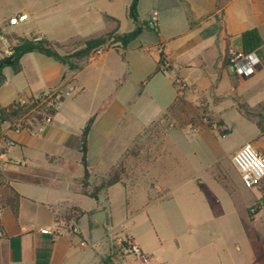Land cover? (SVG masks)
Returning a JSON list of instances; mask_svg holds the SVG:
<instances>
[{
	"label": "crops",
	"instance_id": "obj_1",
	"mask_svg": "<svg viewBox=\"0 0 264 264\" xmlns=\"http://www.w3.org/2000/svg\"><path fill=\"white\" fill-rule=\"evenodd\" d=\"M135 1L0 0V29L17 38L40 37L60 45L73 41V53L84 47L82 41L135 32L129 16ZM155 2L158 33L152 39L143 40L151 31L143 28L126 48L116 43L99 55L66 61L29 52L21 57L19 72L3 69L0 109L41 92L58 91L62 99L52 123L42 129L33 123L16 133L14 123L0 126V141L3 136L14 142L0 159L5 166L0 169V264H260L257 253L259 248L264 252V238L251 233V246L246 228L264 225V205L254 194L259 211L250 218L248 205L239 214L233 193L242 185L240 175L232 151L219 148L217 138L224 134L216 133L210 116L232 109L247 117L256 129L236 149L251 144L264 154V76L258 77L264 72V0ZM136 10L139 23L147 22L140 19L138 0ZM17 15L27 18L9 25ZM175 15L185 19L184 27L161 32V18ZM216 25L219 32H210ZM250 30L261 40L256 49L261 66L240 79L225 60L243 51L242 35ZM3 52L0 47V59ZM160 58L170 63L167 76L159 71ZM176 76L190 87L178 92ZM230 94L239 97L247 112L237 104L217 109L216 99ZM190 127L195 129L191 136ZM151 130L167 133L153 141ZM84 144L88 190L112 168H123L122 180L97 199L82 192ZM188 187L194 189L191 195ZM253 190L264 197V180ZM181 191L184 204L175 203ZM112 192L122 199L123 220H114ZM202 193L211 195L204 203L195 197ZM14 195L15 212L7 203ZM144 212L146 220L137 221ZM55 223L79 231L58 237L39 232ZM124 237L143 258L119 247ZM239 243L245 253H238Z\"/></svg>",
	"mask_w": 264,
	"mask_h": 264
},
{
	"label": "built area",
	"instance_id": "obj_2",
	"mask_svg": "<svg viewBox=\"0 0 264 264\" xmlns=\"http://www.w3.org/2000/svg\"><path fill=\"white\" fill-rule=\"evenodd\" d=\"M27 15H17L11 17L8 20L9 25H17L19 22L26 20ZM159 20V14L156 10L152 11L149 15L147 26L152 31H158L157 25ZM40 37H34L33 40H41ZM0 44L4 47V55L7 57L13 55L14 44L11 42L6 35L0 29ZM102 53V50L97 51V55ZM261 66L260 57L256 52L244 53L243 51H235L228 55L227 67L232 70V74L245 79L253 76L257 73ZM159 71L164 75H169L171 72V66L168 60L163 58L159 64ZM174 84L181 92L182 89L187 87V83L180 78L174 79ZM62 99V95L58 91L53 92H41L34 96V100L37 101V106L31 109L23 118L19 119L13 124L14 132L18 133L22 130L29 128L33 123H38L40 129L43 126L52 123L53 115L56 112L58 105ZM16 104L23 106L25 104H31L29 99H18L15 101ZM14 146V142L5 137H1L0 159L5 154L6 150ZM232 163L240 175L241 183L249 190L257 188L260 183L264 180V154L258 152L251 144H244L235 151L232 156ZM0 162V169H4ZM1 212V211H0ZM78 228L73 225H61L55 223L51 227L40 228L39 232L42 234L52 235L55 237L61 236L64 233H78ZM119 247L125 251L134 254L137 257L143 258V255L139 247L129 238H120L118 241Z\"/></svg>",
	"mask_w": 264,
	"mask_h": 264
},
{
	"label": "rangeland",
	"instance_id": "obj_3",
	"mask_svg": "<svg viewBox=\"0 0 264 264\" xmlns=\"http://www.w3.org/2000/svg\"><path fill=\"white\" fill-rule=\"evenodd\" d=\"M141 2V6H142V10L139 13L140 15V19L141 20H146L148 22L149 19V14L150 12L153 10V5L156 3V0H138ZM185 23V19L181 18L180 16H174V17H167V18H161V22H160V27L159 29L161 30V32L163 33H167V32H171V30H173V27H177V25L179 26V30H181L184 26L183 24ZM215 31V33L219 32V27L218 25L213 27V30H211L210 32ZM182 32H185L184 30ZM153 35H155L154 31H150L147 32L144 37L143 40L147 41L148 39H150L151 37H153ZM6 37L13 42L14 45H16L18 43L17 41V36L15 34H11V35H6ZM152 39V38H151ZM75 43L69 42L66 44L61 43L60 47H55V51L61 56V55H65L66 53H69L70 51H72L75 48ZM0 47L2 48L3 46L0 44ZM225 68V67H224ZM230 73H232V70H229ZM221 78H225V74L222 71V73H220ZM264 76V72H261L259 74V78L261 80V78ZM176 78H180L179 76H176ZM234 78V81H237V79ZM175 79V77H174ZM237 83V82H236ZM236 83H234L233 85L236 86ZM190 87V85L187 83V87L185 89H182V91L188 89ZM227 97H224V99H216V105H217V109L218 110H222V109H226V107H228V105L230 104H237L238 108H244V104L241 103L239 97H235L233 96V94H230ZM209 102V101H208ZM214 101L211 100L209 102L210 107L214 106ZM212 109V108H211ZM245 112H247V109H243ZM214 111V110H212ZM248 117H250L248 115ZM254 120H257L256 117H253ZM210 120L211 123H213L215 125V129H216V133L217 134H224L223 138H217L218 139V146L219 148L225 150L226 152L232 151L230 158L232 159L233 154L235 153V151L237 150L236 148L242 144L244 142V140L250 136L253 132L252 128L256 129L255 126H253L252 121L250 120L249 122H247V117L243 116L242 114L238 113L235 110H226L224 115H219L216 114L215 115H211L210 116ZM168 123L173 124L175 127H177L178 123H173V121H169ZM204 123H210L209 121H206ZM227 125H226V124ZM195 129L193 127H190L188 130V134L191 136L195 131ZM166 131H163L160 133H156L155 130H151L150 133H148V138H150L151 140L155 141V140H161L164 139L166 136ZM175 138H177L179 140V138L177 136H175ZM206 139V137L204 138V140ZM151 183V181H148ZM216 188L218 191H222L219 189V186L216 185ZM234 188V187H233ZM236 188V187H235ZM192 190H194L192 187H188L187 188V194L191 195L192 194ZM115 191V190H114ZM258 190H249L247 188H245L242 185H239L238 188L236 189V191H234L235 193H233V199L234 202L238 204L239 206V214H243L244 211V207L248 206V205H252V207H254V199H253V195L255 194L257 196L256 202L261 203L262 205H264V197L262 196V193L260 192H256ZM219 192V193H220ZM264 192V191H263ZM113 195L111 194L110 196V206H111V210H112V214L114 217L115 221H119V220H123L126 217V212L122 206V199L120 198V195H117L115 192H112ZM115 193V194H114ZM223 194V198H226L227 200V195H225V193H223V191L221 192ZM188 195V196H189ZM174 202L175 203H179V204H184V196L182 191L176 193V195L174 196ZM195 197L197 198V200L199 199L201 202H206L210 199L211 195L209 193H202L201 195L195 194ZM235 215V214H234ZM147 218V212L144 213H139L138 216L136 217L137 221H145ZM253 232H258L261 239L264 238V225L262 224H258L256 226H249L246 228V233L248 237V243L251 244V246H253L254 243V239L252 238L251 233ZM253 239V240H252ZM245 239L242 237V241H244ZM245 243V242H244ZM239 246L241 248V251L238 253H245L244 250V246L243 244L239 243ZM255 249H256V245ZM234 253H236L237 251L235 250V245H234ZM250 245H249V252H250ZM257 250V249H256ZM264 251V250H263ZM263 253V255H262ZM259 255V263L260 264H264V252H262V248L258 249V253Z\"/></svg>",
	"mask_w": 264,
	"mask_h": 264
},
{
	"label": "trees",
	"instance_id": "obj_4",
	"mask_svg": "<svg viewBox=\"0 0 264 264\" xmlns=\"http://www.w3.org/2000/svg\"><path fill=\"white\" fill-rule=\"evenodd\" d=\"M136 3H137V0L131 6L130 12H129L130 18L137 25V29L135 32L126 34V35H118L115 32H113V33H109L100 38L82 41L80 43L84 46L83 48L92 47V46L94 47L91 50L87 51L86 53L81 54L80 56L76 57V59L90 58L92 56H96L98 50H102V52L107 51L109 48H111L116 43H120L123 48H126L128 44L139 34V32H141L143 28L147 30H151L148 28L147 22H143L142 25L139 23L138 14L136 10ZM154 32L156 34L158 33V31H154ZM33 38H25V37L18 38L17 39L18 43L14 45L13 55L9 57L5 56L4 58L0 59V86L5 80L3 69L6 67H11L14 72H19L20 59L26 53L41 52L45 55L52 56L56 59H62L63 61H66L71 57L72 53H69L68 55L62 57L55 51L54 49L55 47H60L59 43H51L46 39L34 41ZM241 40H242L241 47L244 53H250L254 51L257 52L256 49L261 44V40L256 30H250V31L245 32L242 35ZM102 42H105V43L101 44L100 46H97L98 43H102ZM162 60L163 58H160L159 63H161ZM225 63L227 65L228 56L226 57ZM28 99L31 104H25L23 106H20L14 102L5 108H1L0 109V126L6 122H10L11 124L16 123L19 119L23 118L31 109L37 106V101L34 100V96H30L28 97ZM88 129H89V125L86 127L84 133H87ZM0 153H3V150H0ZM83 153H84L83 161H84V166H85V173L81 181L82 192L83 194H85L86 196L90 198L97 199L99 194L102 191H106L109 187H111L112 185L122 180L123 168L121 167V165L119 167L112 168L105 178L101 179V181L97 185L93 186L91 190H88V187H90V184L88 182L90 174L85 164V154H86L85 144L83 146ZM1 183L2 182L0 178V186H1ZM17 198L18 196L14 195L13 197H10L7 200L8 205L12 208L14 212L17 209ZM259 209H260L259 204H255L254 207L250 208L248 211L250 218H252V216L256 214L259 211Z\"/></svg>",
	"mask_w": 264,
	"mask_h": 264
},
{
	"label": "water",
	"instance_id": "obj_5",
	"mask_svg": "<svg viewBox=\"0 0 264 264\" xmlns=\"http://www.w3.org/2000/svg\"><path fill=\"white\" fill-rule=\"evenodd\" d=\"M105 42H102V43H98L97 46H100L101 44H104ZM94 46L92 47H86V48H83V49H80L78 51H75L74 53L71 54V57L72 58H76L78 56H80L81 54H84L86 53L87 51L91 50Z\"/></svg>",
	"mask_w": 264,
	"mask_h": 264
}]
</instances>
